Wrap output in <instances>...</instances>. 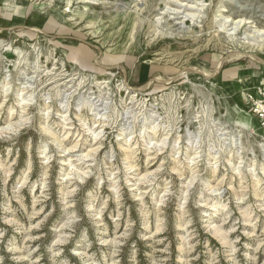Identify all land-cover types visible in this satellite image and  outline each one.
Listing matches in <instances>:
<instances>
[{"label": "rangeland", "instance_id": "obj_1", "mask_svg": "<svg viewBox=\"0 0 264 264\" xmlns=\"http://www.w3.org/2000/svg\"><path fill=\"white\" fill-rule=\"evenodd\" d=\"M263 34L264 0H0V264H264Z\"/></svg>", "mask_w": 264, "mask_h": 264}, {"label": "built area", "instance_id": "obj_2", "mask_svg": "<svg viewBox=\"0 0 264 264\" xmlns=\"http://www.w3.org/2000/svg\"><path fill=\"white\" fill-rule=\"evenodd\" d=\"M248 112L264 127V82L247 93Z\"/></svg>", "mask_w": 264, "mask_h": 264}, {"label": "bare ground", "instance_id": "obj_3", "mask_svg": "<svg viewBox=\"0 0 264 264\" xmlns=\"http://www.w3.org/2000/svg\"><path fill=\"white\" fill-rule=\"evenodd\" d=\"M146 1V0H145ZM187 6V5H186ZM187 10V9H186ZM190 10H192V9H190ZM192 11H194V10H192ZM173 13V12H172ZM175 13V12H174ZM198 13V12H197ZM170 14V13H169ZM176 14H177V12H176ZM165 18V17H164ZM185 18V17H184ZM189 18V17H188ZM194 19V18H193ZM162 20H163V18H162ZM173 20V19H172ZM232 21H233V19H232ZM166 22H167V24L168 25H171V26H173V27H178L177 25H174L172 22L173 21H171V19H169V18H166ZM229 22V21H228ZM245 22V21H244ZM255 22V21H254ZM242 23H243V21H238V22H232V24H234L235 26H236V29H237V25H239V26H241L242 25ZM250 22L248 21V24H249ZM177 24V23H176ZM226 24H228V23H226ZM226 24H224L225 26H226ZM246 22L244 23V25H248ZM180 25V24H179ZM229 26V25H228ZM227 26V27H228ZM232 26V25H231ZM230 27V26H229ZM243 27V26H242ZM239 28H241V27H239ZM247 28V27H246ZM177 29V28H176ZM226 29V27L224 28V30ZM249 29V28H248ZM234 30V29H233ZM223 31V30H222ZM228 31V30H227ZM261 31H262V29H261ZM176 32V31H175ZM180 32V31H179ZM253 32H255V31H253ZM257 32H255V34H256ZM227 34V33H226ZM234 34H236L235 32H234ZM261 34V33H260ZM264 35V34H263ZM231 36V35H230ZM250 37V36H249ZM259 36H258V34H257V38H258ZM264 37V36H263ZM248 38V37H247ZM262 38V37H261ZM254 39V38H253ZM255 39H256V37H255ZM259 39H260V37H259ZM249 40V39H248ZM257 41H260V40H258V39H256ZM263 41V40H262ZM256 42V41H255ZM261 43V42H260ZM264 43V42H263ZM256 44H257V42H256ZM239 56V55H238ZM242 56V55H241ZM225 60V59H224ZM200 73V72H199ZM201 74V73H200ZM203 74V73H202ZM226 106V105H225ZM247 126V125H246ZM96 150V149H95ZM88 155V154H87ZM88 157V156H87ZM146 178V177H145ZM215 231V230H214ZM219 231V230H218ZM217 232V231H216ZM219 233V232H218ZM220 236V235H219ZM216 237V236H215ZM222 238V237H221ZM225 238V237H224ZM223 241H224V239H223Z\"/></svg>", "mask_w": 264, "mask_h": 264}, {"label": "crops", "instance_id": "obj_4", "mask_svg": "<svg viewBox=\"0 0 264 264\" xmlns=\"http://www.w3.org/2000/svg\"><path fill=\"white\" fill-rule=\"evenodd\" d=\"M246 68H236V71L237 70H239V73L237 74V76H238V78H242V77H244V76H247V75H245V73H247L246 72V70H245ZM248 80V82L249 83H253L254 84V82H256V81H258L256 78H255V75L254 74H252L251 76L249 75V78L247 79Z\"/></svg>", "mask_w": 264, "mask_h": 264}]
</instances>
